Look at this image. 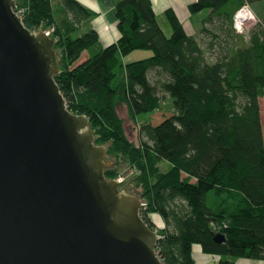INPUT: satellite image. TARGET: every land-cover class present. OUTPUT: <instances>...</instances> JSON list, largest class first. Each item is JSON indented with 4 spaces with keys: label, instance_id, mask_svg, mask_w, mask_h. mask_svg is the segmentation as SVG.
I'll list each match as a JSON object with an SVG mask.
<instances>
[{
    "label": "trees",
    "instance_id": "1",
    "mask_svg": "<svg viewBox=\"0 0 264 264\" xmlns=\"http://www.w3.org/2000/svg\"><path fill=\"white\" fill-rule=\"evenodd\" d=\"M16 1L27 27L50 26L56 37L60 70L54 78L68 108L86 114L96 142L139 170L141 216L152 229L149 213L163 221L156 230L163 263L196 264L192 244L198 243L219 254L221 264L238 257L264 264V8L244 33L233 27L236 10L259 0L188 2V12L200 20V37L172 6L162 9L167 33L152 0H114L119 35L106 45L90 24L96 12L79 0ZM137 48L151 54L124 62ZM152 69L163 74L157 82L148 75ZM159 90L171 98V110H156ZM117 99L133 116L158 111L139 124L138 145L124 133ZM161 160L168 162L165 170ZM104 173L115 176L112 168ZM216 230L224 241L213 239Z\"/></svg>",
    "mask_w": 264,
    "mask_h": 264
},
{
    "label": "water",
    "instance_id": "2",
    "mask_svg": "<svg viewBox=\"0 0 264 264\" xmlns=\"http://www.w3.org/2000/svg\"><path fill=\"white\" fill-rule=\"evenodd\" d=\"M16 2L0 0V264H164L137 192L106 177V146L67 106L56 37Z\"/></svg>",
    "mask_w": 264,
    "mask_h": 264
},
{
    "label": "rangeland",
    "instance_id": "3",
    "mask_svg": "<svg viewBox=\"0 0 264 264\" xmlns=\"http://www.w3.org/2000/svg\"><path fill=\"white\" fill-rule=\"evenodd\" d=\"M188 1L189 0H156L155 6H157V8L160 9L162 7V5H164L168 2L167 6H172V8L176 11L177 15L179 16L180 20L182 21V23L185 25L186 29L189 32L194 33L197 37H200V27H201L200 20L198 19L197 15H195V14L191 15L188 12L187 6H186ZM250 6H251V9L253 10V12L256 15L257 20H258V17L261 14L262 9L264 8V0H259V1L253 2V3H250ZM203 12L204 11L200 12V14ZM157 13H158V20L160 22V25L162 26V28L167 33H169L170 32V26L165 21L163 15H162V10H158ZM200 14H198V15H200ZM257 20L253 19V20L249 21L247 23L246 30L252 24H254L255 21H257ZM35 29H38V28H35ZM44 29L49 31V33H50L49 35H51L52 30H51L50 26H44ZM56 53H57V50H56ZM150 54H151L150 49L137 48V49L130 51L129 53L124 55L122 58H123L124 62L125 61L127 62V61H132V60H135L138 58L149 56ZM85 56H86V53L83 52L78 61L84 59ZM148 75H149L150 79L154 82L155 81L157 82V80H159L163 77V74L156 72L153 69L148 72ZM158 94L161 97V103H160V107L156 110H159V111L171 110L172 109L171 98L162 90H159ZM115 108H116V112H117L119 118L121 119L122 127H123V130H124L126 137L130 141H132L135 145H138L139 144V136H138L139 124L141 122L149 120L151 115L154 112H158V111L155 110L152 113L151 112H143V113H140L136 116H133L129 112V110L126 106V103L122 99H117L116 104H115ZM94 141H95V143L102 144V143L96 142V136H95ZM105 154L107 156H109L112 159V161L114 162L112 165L107 166L106 168H112L115 170V176L111 177V178H116L120 181L118 187L120 189H121V187H126L127 191L137 192V196H139V198L142 200V202H144L143 198L140 196L141 188L136 185V176L139 172L137 167L133 163L129 162L127 160V158L124 156V154H122V153L110 152L107 150V147H106ZM159 165H160L161 169L165 170L168 167V162L165 160H161L159 162ZM107 178H109V177H107ZM144 208H145V204L143 203L140 207V210H143ZM148 215H149L150 220L153 222L156 230L163 227V222H162L161 216L158 213H155V212L152 213L151 212ZM154 221H157V224ZM157 225H159V226H157Z\"/></svg>",
    "mask_w": 264,
    "mask_h": 264
},
{
    "label": "crops",
    "instance_id": "4",
    "mask_svg": "<svg viewBox=\"0 0 264 264\" xmlns=\"http://www.w3.org/2000/svg\"><path fill=\"white\" fill-rule=\"evenodd\" d=\"M87 7L91 8L96 14L90 18V24L95 28L100 37L102 45H106L114 41L119 32L116 28V18L114 16V0H79ZM192 0H189L190 2ZM155 11L162 10L168 5V2L159 9L155 6L156 0H152ZM187 2V3H188ZM260 118L264 140V93L259 96ZM157 224V221H154ZM163 222V221H162ZM159 226V225H157ZM192 256L196 264H221L220 255L206 253L202 251L198 243L192 244ZM254 260L246 257H238L232 263L228 264H252Z\"/></svg>",
    "mask_w": 264,
    "mask_h": 264
},
{
    "label": "built area",
    "instance_id": "5",
    "mask_svg": "<svg viewBox=\"0 0 264 264\" xmlns=\"http://www.w3.org/2000/svg\"><path fill=\"white\" fill-rule=\"evenodd\" d=\"M16 12L20 15L19 11ZM253 19L257 20V17L251 9L250 4L243 3L233 15V27L237 32L244 33L246 31L247 23ZM47 32L50 34L49 31Z\"/></svg>",
    "mask_w": 264,
    "mask_h": 264
}]
</instances>
